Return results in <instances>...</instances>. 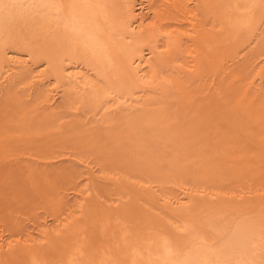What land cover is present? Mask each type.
Segmentation results:
<instances>
[{
	"label": "bare ground",
	"instance_id": "1",
	"mask_svg": "<svg viewBox=\"0 0 264 264\" xmlns=\"http://www.w3.org/2000/svg\"><path fill=\"white\" fill-rule=\"evenodd\" d=\"M0 157V264H264V0H0Z\"/></svg>",
	"mask_w": 264,
	"mask_h": 264
},
{
	"label": "rangeland",
	"instance_id": "2",
	"mask_svg": "<svg viewBox=\"0 0 264 264\" xmlns=\"http://www.w3.org/2000/svg\"><path fill=\"white\" fill-rule=\"evenodd\" d=\"M60 143H63L64 145L61 144L62 145L61 146L59 144L60 148L57 149V150L55 149L56 151H59V153L56 152L57 156L58 155L60 156V153L62 154V152L65 151L66 147L69 145V143H67L65 141L64 142H60ZM51 150H53V149H51ZM51 150H50V152H52ZM55 150H53V151H55ZM59 156L57 158H59ZM56 157L54 158V160L56 159ZM60 159H62V157H60L59 159H56V160L60 161ZM65 165L67 166V163H63V162L60 161L55 166H57L56 168L59 169L61 166H64V168H66ZM8 167L10 169L12 166L10 167V165H8ZM12 168H14V167H12ZM61 168L63 169V167H61ZM9 169L7 168V165L3 164V161H2V159L0 157V176L3 175L6 171L8 172ZM2 171H4V172H2ZM80 171L84 172V171H86V168L85 167H81ZM12 179L14 180L13 184L9 182L8 186H6L4 188H0V215H4L6 213H10L11 212L13 215H17L20 218H22V222L24 223V225H26L28 227H31L32 224H34L36 222L38 223L41 220H44L45 214L43 215L40 212H38L35 216L33 214H31V209H32L33 206L29 202H31L33 196H32V194L29 191L24 194L25 184H23V182L20 181V179H18L17 176L12 178ZM85 184H87V182L83 181V185H85ZM95 186H96V188L94 187V191L93 192L97 191L98 194H101L102 192L106 193V192H108V191H110L112 189V187L110 188L109 185H101V184H99V185H95ZM98 187H100V188H98ZM97 188L100 190V192H98ZM105 189H107L108 191L105 190ZM17 195H20V196L24 195V202H22V203H19L17 201L13 202L12 201L13 198L15 196H17ZM101 195H104V194H101Z\"/></svg>",
	"mask_w": 264,
	"mask_h": 264
}]
</instances>
